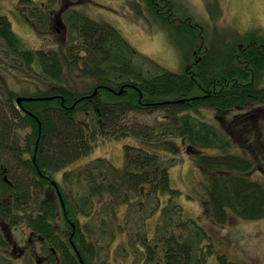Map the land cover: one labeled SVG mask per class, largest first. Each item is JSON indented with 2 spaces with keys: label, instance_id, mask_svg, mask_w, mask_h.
Masks as SVG:
<instances>
[{
  "label": "trees",
  "instance_id": "trees-1",
  "mask_svg": "<svg viewBox=\"0 0 264 264\" xmlns=\"http://www.w3.org/2000/svg\"><path fill=\"white\" fill-rule=\"evenodd\" d=\"M207 5L209 18L196 22L185 9L177 13L174 0L136 3L138 13L148 11L182 54L180 72L140 52L110 23L68 3L56 19L74 34L50 51L25 48L12 21L0 14L6 56L30 66L38 64L55 82L23 96L1 82L5 99H0V219L12 224L24 221L31 228L40 250L38 258L26 256L29 264H39L38 259L46 264H113L99 260L106 247L99 243L113 241L123 205H134L137 212L151 207L152 212L162 213L155 242L138 232L130 244L142 251L144 263L201 264L205 252L211 251L203 245L205 231L196 220L183 218L175 201L181 191L171 187L170 168L177 159L164 158L156 150L159 146L179 152L177 138L192 149L204 172V210L215 222L224 225L235 216L264 218V181L252 176L256 168L264 172V32L221 27L222 6L218 0ZM35 7L27 10L28 17L43 32L52 25L51 16ZM73 71L89 86L65 84L63 74ZM20 97L26 99L19 103ZM31 97L47 98L27 99ZM202 108L245 110L235 113L228 127L219 128L197 116ZM156 110L164 111L158 127L127 121L131 112ZM79 113L83 119L77 117ZM90 118L95 121L92 126ZM127 131L154 147L125 144L121 167L97 157L68 169L92 150L98 135ZM62 170L63 183L56 182L54 176ZM192 227L195 234L185 235L183 230ZM0 242L4 244L2 237ZM216 257L217 264H237L225 253ZM0 264L14 263L0 253Z\"/></svg>",
  "mask_w": 264,
  "mask_h": 264
},
{
  "label": "rangeland",
  "instance_id": "rangeland-1",
  "mask_svg": "<svg viewBox=\"0 0 264 264\" xmlns=\"http://www.w3.org/2000/svg\"><path fill=\"white\" fill-rule=\"evenodd\" d=\"M209 0H174L182 12L187 10V14L192 15L194 20L205 21L209 18L208 3ZM139 0H0V14L7 15L12 21L13 29L21 37L24 47L28 49H40L50 51L58 49L61 44L66 43L70 37V32L66 24L58 23L55 19L62 5L67 3L87 16L98 21L110 23L120 30L129 42L140 52L154 59L163 67L180 72L182 70V54L170 42L166 33L157 25L155 18L150 17L148 11L139 14L136 3ZM222 6V17L219 26H233L241 32L249 29H260L264 32V0H218ZM20 8H19V7ZM36 6L40 10L51 16L52 25L39 32L33 22L28 17V9ZM150 15V16H149ZM29 20H27V19ZM60 28V31L56 30ZM6 45L0 39V99H5V93L2 87L3 81L17 91L18 95L23 96L26 92L35 93L45 90L49 85H54V80H50L43 74L42 69L36 63L27 65L19 60L13 61L11 57L6 56ZM6 57V60L3 58ZM65 84L73 85L82 89L89 81L78 75L76 72H65L63 74ZM264 84V83H263ZM97 90L94 91L96 93ZM93 93V94H94ZM4 101V100H3ZM245 109H234L233 111L221 112L214 108H202L197 116L201 119L219 126V128L228 127V120L235 113ZM78 118L83 119L84 114L79 113ZM227 118L225 121L224 119ZM164 120V111L156 110L153 112H131L128 116V122H136L139 125H150L158 127ZM222 120V121H221ZM90 125L94 124V119H88ZM92 122V123H91ZM135 124V123H134ZM29 131L24 129V134ZM23 132L19 134V140L24 137ZM180 143L179 152L164 151V148L156 147L163 153L164 158L175 157L177 162L170 168L171 187L179 189L180 195L175 198L176 203L182 207V217L192 218L202 227L206 233L204 248L206 251L201 264H217L218 254L225 253L229 259L237 264H264V218L258 220H249L238 216L232 217L227 224H219L214 221L211 213L204 210V201L206 200L205 190L201 181L204 178L203 170L197 165L193 156L192 149L176 139ZM127 143L137 144L139 146L154 147L153 144L146 145L144 141L127 131L124 134L98 135L93 140V148L88 153L74 160L68 169L78 168L84 163L97 157H106L118 167L124 164V145ZM202 150L208 153H219L221 150L210 148ZM29 155H25L28 158ZM63 172H58L54 176L56 182L63 183ZM255 178L264 181V172L256 168L252 174ZM168 194L163 196L167 200ZM139 200L148 202V198L139 197ZM63 202V199H62ZM64 203V202H63ZM154 203L155 205V201ZM164 204V201H163ZM146 205V204H145ZM135 206L127 207L123 205L118 210L117 230L113 241L101 242L106 244V250L103 249L99 260L110 261L113 264H146L142 258V251L131 248L130 244L137 239V233L142 232L148 235L151 240L155 237L158 226L162 222V213L160 210L151 211V207L145 211H135ZM9 225V224H8ZM13 225V226H12ZM9 225L12 228L10 239L17 244V248L29 250L34 242L27 240L32 237L31 228L22 221L18 224ZM8 226V227H9ZM194 227L183 230L185 235H194ZM176 228V232H183ZM193 232V233H192ZM207 235H209L207 237ZM156 240L153 239L152 242ZM211 242L210 248L208 246ZM138 241L135 242V244ZM27 246L29 248H27ZM33 246H31L32 248ZM21 250V251H22ZM35 250H40L36 244ZM105 250V251H104ZM19 249V252H21ZM15 256H10L15 264H29L25 255L20 257L18 251ZM39 252V251H38ZM139 255L141 256H138ZM209 253V254H208ZM35 258V257H34ZM33 261H35L33 259ZM161 264V263H157Z\"/></svg>",
  "mask_w": 264,
  "mask_h": 264
},
{
  "label": "flooded vegetation",
  "instance_id": "flooded-vegetation-1",
  "mask_svg": "<svg viewBox=\"0 0 264 264\" xmlns=\"http://www.w3.org/2000/svg\"><path fill=\"white\" fill-rule=\"evenodd\" d=\"M58 17H59V14H58ZM56 20L57 19H55V21ZM57 21H58V23H60L62 25L63 22L61 21L60 18ZM56 30L60 31V28L56 27ZM8 224L12 225L11 222L6 221L4 219H0V237H2V239L4 240V244L3 245L0 242V253L5 255L7 258H10L11 255L15 256V254L17 253L16 251H18V254L20 255V257H24L25 255H27V257H30V254H31L33 257L38 258L39 257L38 251L35 250V242L36 241L32 240V237L29 238L27 241L29 242L31 240L32 242H34V244L30 245V249L29 250L28 249L27 250L26 249L22 250L21 248H19L20 251L22 250L21 252H19V249L17 248V244L16 243L12 242L11 239L9 241V237L8 236L10 235V232H12V228ZM31 246H33V247L31 248ZM27 248H29V247L27 246ZM45 259L47 260V258H45ZM38 261H39V264H46V261L44 259H40V260L38 259Z\"/></svg>",
  "mask_w": 264,
  "mask_h": 264
},
{
  "label": "water",
  "instance_id": "water-1",
  "mask_svg": "<svg viewBox=\"0 0 264 264\" xmlns=\"http://www.w3.org/2000/svg\"><path fill=\"white\" fill-rule=\"evenodd\" d=\"M95 94V93H94ZM93 94V95H94ZM45 98H47V97H31V98H27V99H45ZM48 98H50V97H48ZM22 99H26L25 97H20L19 99H18V102L20 103L21 102V100ZM83 261V260H82Z\"/></svg>",
  "mask_w": 264,
  "mask_h": 264
}]
</instances>
